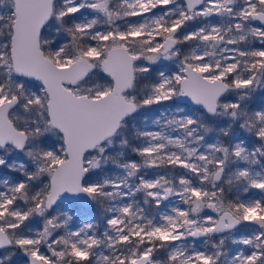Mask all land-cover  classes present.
<instances>
[{"label": "snow or ice", "instance_id": "1", "mask_svg": "<svg viewBox=\"0 0 264 264\" xmlns=\"http://www.w3.org/2000/svg\"><path fill=\"white\" fill-rule=\"evenodd\" d=\"M0 264H264V0H0Z\"/></svg>", "mask_w": 264, "mask_h": 264}]
</instances>
